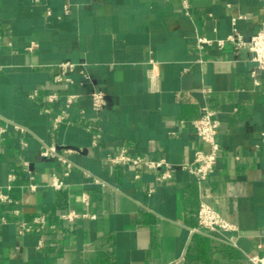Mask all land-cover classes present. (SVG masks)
Segmentation results:
<instances>
[{
  "label": "crops",
  "instance_id": "1",
  "mask_svg": "<svg viewBox=\"0 0 264 264\" xmlns=\"http://www.w3.org/2000/svg\"><path fill=\"white\" fill-rule=\"evenodd\" d=\"M235 29L264 31V0H0V193L12 200L0 202V264H252L264 244V72L217 45ZM200 37L215 43L200 50ZM62 63L74 68L58 82ZM203 108L217 113L220 148L199 184L181 166L208 149L191 126ZM125 146L165 159L173 178L108 164ZM201 201L237 231H194ZM72 210L96 219L63 222ZM42 215L45 229L19 235Z\"/></svg>",
  "mask_w": 264,
  "mask_h": 264
},
{
  "label": "built area",
  "instance_id": "2",
  "mask_svg": "<svg viewBox=\"0 0 264 264\" xmlns=\"http://www.w3.org/2000/svg\"><path fill=\"white\" fill-rule=\"evenodd\" d=\"M185 7H187V0H183ZM215 43L207 38L200 37L197 39V46L200 50L204 49L206 45H212ZM220 48H224L226 43L231 44L236 50L248 51L252 54V61L254 62L256 69L264 72V31H259L254 34L250 39H245L244 36L234 30L225 40H219L216 42ZM37 47L36 44H32L30 51ZM74 68L71 63H62L58 66L61 75L57 76V81L61 82L64 80V76L67 74L68 70ZM256 76V72H253V77ZM57 99L56 94H51L48 97L50 103H53ZM71 98L69 99V104H71ZM92 109L95 113H101L106 107V95L101 91H95L91 95ZM48 112V110H46ZM64 116H58L55 120V126L61 123ZM191 126L194 133L198 139L207 146V150H198L194 154L193 160L183 166L181 169L192 174L199 184L204 183L211 173L213 172L215 166L217 165L219 159V143L217 142V135L220 128V121L217 117V113L209 108H203L201 110V115L199 118L191 122ZM20 129L19 126L16 127ZM3 133V130H1ZM43 158H59L63 163L67 165L68 168L72 167V164L62 156L58 154L56 147H46L41 153ZM106 161L111 166H122L129 167L134 170H148L157 172L156 177L157 184L165 183L173 178L174 168L165 159L154 160L146 156L132 154L128 147H122L118 153L107 154ZM23 169L25 172L30 173L29 164L27 162L23 163ZM33 180L32 177H30ZM136 180L140 179V175L136 174L134 176ZM15 176H10V182L15 181ZM96 183H101L99 180H95ZM52 188L55 190H62L64 187V182L59 178L54 177L51 183ZM12 186H8L10 189ZM29 188L36 190L34 184H30ZM154 189L149 190V194L154 193ZM1 203H11L12 200L5 194L0 193ZM83 202L85 204L89 203V197L87 195L83 196ZM14 214L20 216V211L15 210ZM198 229L194 231H205V232H221V233H231L237 231V226L229 222L224 218L218 211H216L212 206H210L205 201H201L198 209ZM60 219L65 223H75L79 220L85 219H96L95 215L81 214L74 210L61 214ZM1 223H7V219L2 217L0 219ZM47 226V220L44 215L38 216L31 222L20 220L18 222V233L20 236H24L35 231H40L45 229ZM43 246V243H40ZM260 254L249 257V261L252 264H264V244L259 246ZM171 264H183V260L179 259Z\"/></svg>",
  "mask_w": 264,
  "mask_h": 264
}]
</instances>
